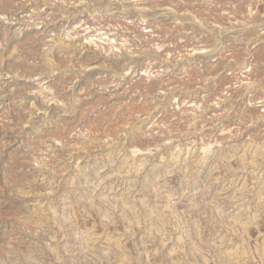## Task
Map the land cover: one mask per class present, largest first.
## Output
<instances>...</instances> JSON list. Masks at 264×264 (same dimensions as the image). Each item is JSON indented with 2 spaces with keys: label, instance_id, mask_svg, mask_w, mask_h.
<instances>
[{
  "label": "rangeland",
  "instance_id": "1",
  "mask_svg": "<svg viewBox=\"0 0 264 264\" xmlns=\"http://www.w3.org/2000/svg\"><path fill=\"white\" fill-rule=\"evenodd\" d=\"M0 264H264V0H0Z\"/></svg>",
  "mask_w": 264,
  "mask_h": 264
}]
</instances>
